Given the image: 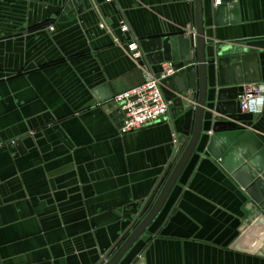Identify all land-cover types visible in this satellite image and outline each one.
Here are the masks:
<instances>
[{
    "label": "crops",
    "instance_id": "0c3cea01",
    "mask_svg": "<svg viewBox=\"0 0 264 264\" xmlns=\"http://www.w3.org/2000/svg\"><path fill=\"white\" fill-rule=\"evenodd\" d=\"M67 2L0 0V264H99L145 200L138 222L149 212L193 129L195 102L121 133L97 91L124 92L170 65L135 60L128 42L190 34L194 0H82L61 21ZM233 4L217 25L215 0H204L206 35L255 54L249 70L264 83V0ZM218 81L209 64L210 98ZM256 114L264 139V105ZM212 123L207 110L197 151L121 264H264V253L234 248L261 210L207 151Z\"/></svg>",
    "mask_w": 264,
    "mask_h": 264
},
{
    "label": "water",
    "instance_id": "95a60500",
    "mask_svg": "<svg viewBox=\"0 0 264 264\" xmlns=\"http://www.w3.org/2000/svg\"><path fill=\"white\" fill-rule=\"evenodd\" d=\"M194 2L196 28L190 34L178 33L165 37L143 38L140 41V47L150 63L161 65L169 62L174 70L171 75L161 80L166 96L173 99L171 112L177 109L178 113H182L185 106L196 103L191 135L178 138L179 144L171 161H175L177 157L178 159L149 212L138 222L147 203L145 200L129 228L99 264L109 255L111 257L105 264H121L136 242L140 238L145 239V233L165 206L189 160L197 151L204 134L207 110L213 115L212 134L206 146L207 151L235 178L261 210L234 244V248L264 253V139L253 130L258 115L241 111L237 100L242 91V83L260 79L256 73L249 70V67H253L255 54L244 53L233 45L216 49L206 35L204 0ZM232 3L234 0H221L215 12L217 25L221 24L220 19L225 15L226 9L232 10L231 13L236 15V6ZM83 10L82 0H68L60 20H68ZM256 43L263 44L262 41L249 44ZM195 45L196 51L193 52ZM212 63L218 66L219 83L213 88L214 95L210 98L209 64ZM101 90L103 93H98V99H111L107 103L108 108L114 111L122 125L123 113L114 100L116 94L108 90L107 85H102L97 92ZM12 144L20 145L21 141ZM129 231L131 232L125 237Z\"/></svg>",
    "mask_w": 264,
    "mask_h": 264
},
{
    "label": "built area",
    "instance_id": "2783aa9c",
    "mask_svg": "<svg viewBox=\"0 0 264 264\" xmlns=\"http://www.w3.org/2000/svg\"><path fill=\"white\" fill-rule=\"evenodd\" d=\"M220 3L221 0H215V6ZM120 27L123 32H129V26L125 20L121 21ZM128 50L135 60L138 61L142 58L143 51L140 47V40L131 37L128 42ZM173 72L171 65H166L155 74L148 73L145 81L140 85L115 95L114 100L119 104L123 113L121 133L154 124L163 118H169L173 99L166 96L161 80ZM240 86L242 91L238 95V103L241 111L260 112L264 105V83L249 81Z\"/></svg>",
    "mask_w": 264,
    "mask_h": 264
}]
</instances>
